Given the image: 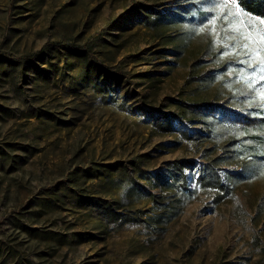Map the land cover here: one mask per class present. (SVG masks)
<instances>
[{
    "label": "rangeland",
    "instance_id": "1",
    "mask_svg": "<svg viewBox=\"0 0 264 264\" xmlns=\"http://www.w3.org/2000/svg\"><path fill=\"white\" fill-rule=\"evenodd\" d=\"M222 2L0 0V264H264V52Z\"/></svg>",
    "mask_w": 264,
    "mask_h": 264
},
{
    "label": "trees",
    "instance_id": "2",
    "mask_svg": "<svg viewBox=\"0 0 264 264\" xmlns=\"http://www.w3.org/2000/svg\"><path fill=\"white\" fill-rule=\"evenodd\" d=\"M237 3L240 7V9L242 10L243 13L247 14V15H252V16H256V17H260V18H264V0H237ZM55 48L57 50L61 51V54L65 56V60L67 59V55L68 52L70 51H74L77 54H80L83 56V58L88 57V53L86 50H73L71 49L70 46H61V45H55ZM44 49L40 50L39 53H42ZM15 65V64H13ZM88 67H85V69H87ZM186 108V107H185ZM185 108H179V110H177L176 112L173 111H168L166 114L167 115H162L161 112V108L158 109H151L150 110V115L152 116L153 119V124H155L157 126V128L159 130H162V132L164 133H172L175 131V127L173 125V122L175 121V119H178L179 121H186L187 120L191 125V130L189 131H182L180 133V135H182L183 137H185L186 139H194V138H200V135L195 134L196 130L194 129V126L196 125H204V123L208 124L211 122V119L208 117V115H213V111H209V110H203V111H199V110H190L189 112V119L186 118L188 110ZM212 113V114H211ZM218 114V113H217ZM219 115V122L220 121H225L226 119H224V117H222V115ZM162 116H167L166 119H163ZM229 122V121H226ZM217 157L208 160L207 165L205 166V170L202 171L199 176H198V181H205V183H207V181L210 180H214L215 183H217L218 181V176L217 174L214 172V167H213V163L215 161H217ZM178 163L179 166H177V168H180L181 162H175Z\"/></svg>",
    "mask_w": 264,
    "mask_h": 264
},
{
    "label": "snow or ice",
    "instance_id": "3",
    "mask_svg": "<svg viewBox=\"0 0 264 264\" xmlns=\"http://www.w3.org/2000/svg\"><path fill=\"white\" fill-rule=\"evenodd\" d=\"M230 5L227 10L219 14L218 19L224 21L221 30L226 34H231L234 37L233 44L240 43V50L244 54L249 56L251 59L254 55L259 52H264V28L256 29V35H253V25L242 21V17L245 14L239 8L237 0H223L222 3L218 4V7H224ZM259 24L264 25V18H256ZM236 21H241L237 26ZM260 41V46L256 47L257 41ZM260 64L262 71H264V56L260 57Z\"/></svg>",
    "mask_w": 264,
    "mask_h": 264
}]
</instances>
